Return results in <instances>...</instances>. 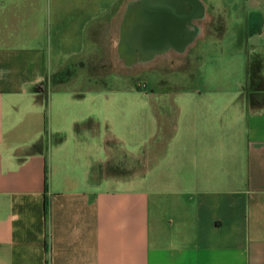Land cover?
Masks as SVG:
<instances>
[{
    "label": "crops",
    "instance_id": "1",
    "mask_svg": "<svg viewBox=\"0 0 264 264\" xmlns=\"http://www.w3.org/2000/svg\"><path fill=\"white\" fill-rule=\"evenodd\" d=\"M144 1L0 0V264H264V86L248 90L258 55L264 81V0H184L200 9L188 41L143 52L125 37ZM228 17L240 86H178L170 112L64 84L100 79L103 46L116 68L174 61L200 77L218 60L203 20Z\"/></svg>",
    "mask_w": 264,
    "mask_h": 264
},
{
    "label": "rangeland",
    "instance_id": "2",
    "mask_svg": "<svg viewBox=\"0 0 264 264\" xmlns=\"http://www.w3.org/2000/svg\"><path fill=\"white\" fill-rule=\"evenodd\" d=\"M227 19V30H218V28H214L211 31L212 24H209V20H203L205 23V32L211 34L213 37V41L216 43L210 46L206 55L208 57L217 56L218 60L214 65L210 68L207 63L200 65L199 71L201 72V76L197 77V74L192 79L183 78L184 74H180V72H188L193 68V65L187 64H176L174 61L172 62H162L156 61L154 63L144 64V65H132V67L122 66V64H118L117 68L112 65L109 61V52L106 47L102 48V66H96V71H98L99 76L101 78L93 79H82L75 81H66L64 84L68 88H76L79 90H89L96 89L102 90L103 93H111L112 90H128V100H131L135 106L145 105L146 108L152 107L156 109V107H168L170 112L174 111V100H175V91L178 86L181 87H189V88H202L205 89L207 87H236L240 86L239 84L243 82L244 74H241V65L237 63V60H234V63L228 64L226 63V58L229 57L230 52H235L237 50L236 46L233 44L235 38V31L231 27L234 24ZM224 24V20H220ZM207 22V23H206ZM230 24V25H229ZM218 26L220 28V22H218ZM217 27V26H215ZM105 34V33H103ZM104 37V36H103ZM105 39V37L103 38ZM220 39V40H217ZM103 41V45H104ZM252 50L250 48L247 49V52ZM251 52V51H250ZM98 54V53H97ZM96 54V55H97ZM239 53H236L238 55ZM252 55V52H251ZM254 57V56H253ZM251 59L252 61V70H260L263 63L259 55ZM185 59H189L187 56ZM97 60V57H96ZM87 63L85 65L86 76L88 77V73L93 72L95 69L92 64L86 59ZM188 61V60H186ZM225 62V63H224ZM223 67H230L229 71L234 74L232 78H224L222 80H206L205 75L209 72L221 71ZM115 70L119 73H122L123 76L119 74H115ZM260 72V71H259ZM97 74V72H96ZM98 76V74H97ZM202 77V78H201ZM240 77V79H239ZM190 78V77H189ZM166 82V84L172 86L169 91L161 92V88L158 86L160 82ZM60 82V81H58ZM61 84V83H60ZM264 85V82H258V87ZM177 88V89H176ZM131 90V92H130ZM141 90V91H139ZM137 91L141 92L138 93ZM129 95H132L130 97ZM120 101L117 100V103ZM151 108V112H152ZM154 111V110H153ZM160 122L163 120L162 117L159 118ZM166 123L164 122V125ZM166 126V125H165ZM170 131L168 128L163 126L161 136L162 138L159 140V146L166 142L169 137ZM158 146V145H157Z\"/></svg>",
    "mask_w": 264,
    "mask_h": 264
},
{
    "label": "flooded vegetation",
    "instance_id": "3",
    "mask_svg": "<svg viewBox=\"0 0 264 264\" xmlns=\"http://www.w3.org/2000/svg\"><path fill=\"white\" fill-rule=\"evenodd\" d=\"M148 2L144 3L146 6L139 11V14L137 16V20L132 23V29L129 33L126 34L125 40L132 42L133 45L142 46L143 52L145 50H148V48H153L158 50H163L164 46L159 48V45H162L166 41H170L171 44L176 49H181L180 44H184L188 41L189 37L188 34L185 32L182 36L180 35V30L184 29V27L181 29L179 27L174 28L176 23V20H178V17H182L181 10L178 9V0H173V6L171 9H169L167 12L166 10H161L162 7H160L161 0H146ZM145 2V1H144ZM150 5H154L156 7L152 13L155 14L153 17H150V15L145 12V10L150 9ZM165 11V12H164ZM159 12L158 14H156ZM166 16V21L170 17L172 20V24L168 25L167 27H164V25L160 24V22H165L164 17ZM150 22L156 23L153 26L150 25ZM164 29V30H163ZM183 31V30H182ZM181 40V41H180ZM150 45V47H148ZM136 49V48H135ZM180 51V50H179Z\"/></svg>",
    "mask_w": 264,
    "mask_h": 264
},
{
    "label": "bare ground",
    "instance_id": "4",
    "mask_svg": "<svg viewBox=\"0 0 264 264\" xmlns=\"http://www.w3.org/2000/svg\"><path fill=\"white\" fill-rule=\"evenodd\" d=\"M189 1H192V2L194 1L195 2V0H189ZM146 2H148V1H146ZM177 3H178V9H180L181 13H182V17L181 18H183L184 17V6H185L184 5V0H178ZM195 5L196 4H194V6ZM172 6H173V0H161V4H160V7H162L161 10H166V12H167L169 9H171ZM149 7H150V9L149 10L148 9L145 10V12L146 11H147V13L149 12L148 14L150 15V17H153L155 14H153L152 12L154 11V9L156 7H154V5H150ZM152 9H153V11H152ZM158 13L159 12H157L156 14H158ZM164 20L166 22V16L164 17ZM154 24H156V23L150 22L151 26H153ZM160 24L164 25V22L161 21Z\"/></svg>",
    "mask_w": 264,
    "mask_h": 264
},
{
    "label": "water",
    "instance_id": "5",
    "mask_svg": "<svg viewBox=\"0 0 264 264\" xmlns=\"http://www.w3.org/2000/svg\"><path fill=\"white\" fill-rule=\"evenodd\" d=\"M199 11H200V9H198L195 6H194V8H192V10L186 11V7L184 6V17L183 18L178 17V20H176V23H174L175 26L173 29H175L177 27L182 29L184 26V23L188 22L190 20V18L193 17L194 15H196ZM169 24L170 25L172 24V20L170 17L167 19L166 22H164V27H167Z\"/></svg>",
    "mask_w": 264,
    "mask_h": 264
},
{
    "label": "trees",
    "instance_id": "6",
    "mask_svg": "<svg viewBox=\"0 0 264 264\" xmlns=\"http://www.w3.org/2000/svg\"><path fill=\"white\" fill-rule=\"evenodd\" d=\"M252 62H251V65H250V76H249V85H248V90H256L258 88V82L260 83L262 80L261 78V75H260V70H252ZM264 82V81H263ZM261 86H264V85H261ZM260 86V87H261Z\"/></svg>",
    "mask_w": 264,
    "mask_h": 264
}]
</instances>
